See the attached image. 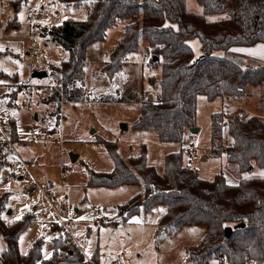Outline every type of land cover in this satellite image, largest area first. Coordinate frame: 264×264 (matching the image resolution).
Segmentation results:
<instances>
[{
  "label": "trees",
  "instance_id": "obj_1",
  "mask_svg": "<svg viewBox=\"0 0 264 264\" xmlns=\"http://www.w3.org/2000/svg\"><path fill=\"white\" fill-rule=\"evenodd\" d=\"M61 1L88 10L84 20L68 19L50 30L41 29L44 37L69 53L61 65L54 67L58 71L53 70L60 77L62 93L71 101L84 100L81 93L89 45L104 40L108 28L126 20L124 36L111 52V70L117 71L128 62L126 58L139 48L141 40L147 42L151 49L149 63L153 68L161 67V77L150 78L157 93L141 103L135 127L157 131L162 142L182 143L196 126L199 94L244 102L252 94L249 86L257 87V112L212 114L211 152L227 159L226 171L214 179H203L195 168L186 165L183 149L168 153L164 171L158 173L147 163L145 154L126 160L116 144L99 139L107 144L114 169L108 173L90 170L89 186L142 184L143 204L141 199L130 209L128 203L123 205L128 216L141 208L148 211L161 205L166 210L160 224L169 232L184 226H204L206 236L189 255L192 264H206L216 256H223L226 264H264V64L230 52L218 54L233 45L264 39V0H199L202 13L189 11L186 0ZM214 13H225L227 18L209 20L207 16ZM193 38L200 40L199 55L189 43ZM77 81L80 87H76ZM127 92L130 96L120 102H139L138 93ZM60 102L59 91L42 100L54 109L50 114L60 110ZM226 172L237 182H230ZM2 212L0 202V233L7 244L1 256L7 264L83 263V253L77 247L71 249L62 232L54 239L50 258L42 256L43 241L22 254L19 236L32 218L6 224L1 221ZM226 227L233 229L230 236H226Z\"/></svg>",
  "mask_w": 264,
  "mask_h": 264
},
{
  "label": "rangeland",
  "instance_id": "obj_2",
  "mask_svg": "<svg viewBox=\"0 0 264 264\" xmlns=\"http://www.w3.org/2000/svg\"><path fill=\"white\" fill-rule=\"evenodd\" d=\"M186 7L191 12L202 13L199 0H186ZM29 11L32 23L26 22L24 16ZM87 15L86 8L74 7L61 0H0V71L5 74L0 77V82L30 83L27 86L20 85L11 92L0 87V90L3 89L0 91V115L14 125L11 137L16 124L19 133V139L13 136L12 143L6 142L0 154L1 221L12 224L27 216L32 218L19 236L18 249L22 254H27L37 241H43V258L52 256L54 239L61 236L62 232L56 220L60 215L74 221L72 230L79 243L68 245L71 249L81 247L90 255L96 247L102 250H124V256L130 257L131 262L135 263L191 264V250L206 236L204 226H184L169 232L160 224L166 210L161 205L148 211L141 208L139 212L128 216L123 205L128 203L130 209L141 199L143 204L142 184L89 186L90 170L108 173L113 171L115 164L107 144L98 140L105 139L116 144L118 153L126 160L145 154L147 163L154 166L158 173H163L168 153L183 149L184 163L190 166L189 153L194 152L191 166L201 178L212 180L217 174L226 171L227 163L226 158L215 157L211 152L212 114L226 111L231 115L238 110L250 114L257 112V87L249 86L248 92L252 94H248L244 102L220 96L210 99L206 94H199L195 126L198 131H189L182 143L162 142L157 131L135 127L141 103L157 93V89L150 84V78L159 80L161 77V67L153 68L149 63L151 49L147 42L141 40L139 48L126 58L128 62L123 63L117 71L111 70V52L122 38L127 23L126 20H120L107 29L104 40L92 43L87 49L84 92L81 93L85 96L84 100L68 102L66 96L64 102L61 99L60 136L58 130L50 132L48 129L49 139L35 142L30 129L41 125L40 121L34 119L36 113L40 115L37 100L41 104L45 97L57 91L50 89L48 94L44 93V88L55 76L54 72L58 71L52 65H59L69 57L68 51L44 37L41 29L50 30L68 19L84 20ZM207 18L221 20L227 18V14L214 13ZM189 43L199 55V38H193ZM33 48L38 50L35 56L31 54ZM40 70L47 71L48 75L33 82V73ZM55 77L61 86L60 77ZM80 85L81 82L77 81L76 87ZM127 91L138 93L139 102H120L121 98L130 96ZM43 107L44 120L41 126H47L48 116L51 115L49 112L54 109ZM122 124H126L127 129H122ZM189 140L196 142L193 151L183 146ZM4 154L10 158L9 165H6ZM72 154L78 155L76 161H72ZM204 155L207 157L205 161L201 158ZM31 159L36 160L37 164L29 169L23 168L22 160ZM63 168L69 171L63 172ZM226 174L230 182H237L233 174ZM20 175L23 179H19ZM35 179L57 186V199L48 202L37 195L32 198L31 204H27L28 187ZM133 199L135 201L130 202ZM35 203H39L36 216L31 210ZM53 206L58 214L53 211ZM6 246L5 237L0 233V264H7L1 256ZM220 261L221 256H216L206 264H220Z\"/></svg>",
  "mask_w": 264,
  "mask_h": 264
},
{
  "label": "built area",
  "instance_id": "obj_3",
  "mask_svg": "<svg viewBox=\"0 0 264 264\" xmlns=\"http://www.w3.org/2000/svg\"><path fill=\"white\" fill-rule=\"evenodd\" d=\"M24 16L26 18V22L31 23L32 22V18H31V11L29 12H25ZM37 49L33 48L31 50V54L32 55H37ZM30 83H15V81H11V82H3L0 83V87L5 88L6 91H13V89H15L16 87L22 85V86H27ZM50 89H55L57 91L60 92L61 94V99L63 98V102L65 99V95L62 93V91L60 90V86H59V81L57 79V77H53L52 82L46 87L44 88V93L48 94L50 92ZM69 101V100H66ZM62 112H60V110L54 114H51L48 116V125L47 126H37L34 128L30 129V132L33 135V139L35 140V142H43L48 138L49 133L47 132V130H58V135L60 136L59 130L61 131V123H62ZM46 130H45V129ZM13 130V125L11 122L5 120L1 115H0V135L2 136V138L0 137V154L3 152V145L8 142V143H12L11 139V133ZM195 140H189V142L187 144H183L184 147H187V149H189V151H193L195 148ZM194 155V152H190L189 153V163H192V157ZM34 160H22L23 163V168L25 169H29L31 164H34ZM69 169H65L63 168V172H68ZM10 181H12V178H10ZM57 186L53 185L51 182H41L38 180H34L33 183L28 187V197H27V203L31 204L32 203V198L34 196L37 195H41L46 201L48 202H53L57 199V195H56V189ZM53 211L56 212L58 214L57 209L53 206ZM56 220L59 222V224L61 225L62 228V235L63 238L65 240V243L67 245H77V241L75 240V236H74V232L72 230V224H73V220L68 218V217H62L60 215H58V217H56ZM225 258L223 256H221V262L224 263ZM1 261V259H0ZM82 264H144V263H134V262H128L125 259V256L123 253H118V254H108L105 258L103 259H98V258H94L92 256H88V255H84V259H83V263Z\"/></svg>",
  "mask_w": 264,
  "mask_h": 264
},
{
  "label": "crops",
  "instance_id": "obj_4",
  "mask_svg": "<svg viewBox=\"0 0 264 264\" xmlns=\"http://www.w3.org/2000/svg\"><path fill=\"white\" fill-rule=\"evenodd\" d=\"M85 8V7H84ZM88 11V10H87ZM202 12H203V7H202ZM32 23V22H31ZM125 33V32H124ZM123 36H124V34H123ZM122 36V37H123ZM49 41H51L48 37H46ZM121 39V38H120ZM119 39V40H120ZM118 40V41H119ZM52 42V41H51ZM236 49H240V50H243V51H234V50H236ZM38 51V50H37ZM227 52H230V53H233V54H237V55H240V56H243V57H245V58H247V59H249V60H254L255 62H260V63H263L264 64V39L263 40H258V41H256V42H254V43H252V44H249V45H233V46H231L227 51H218V54H221V55H224V54H226ZM59 65H61V64H59ZM59 65H52V67L53 66H59ZM0 73L1 74H4L3 73V71H0ZM0 74V77H4L5 76V74L4 75H1ZM14 76L17 78V75L16 74H14ZM44 78H46V77H44ZM44 78H34V77H32L31 79L33 80V82L34 81H36V80H42V79H44ZM10 79H12L11 77H10ZM31 80V81H32ZM0 81H2V80H0ZM32 83V82H31ZM3 88V87H2ZM5 89V88H4ZM1 90H3V89H1ZM0 90V91H1ZM35 97V96H34ZM33 98V97H32ZM32 98H31V101H32ZM86 101H88V100H86ZM37 102H38V107H39V109H40V115H39V113H37L38 114V119L36 120L35 119V117H34V119L36 120V121H40L39 123H41V125H42V122H43V120H44V107L43 106H45L43 103H42V101H41V104L39 103V101L37 100ZM68 102H71V100H69ZM30 103V102H29ZM43 105V106H42ZM14 122H15V120H14ZM15 124H16V122H15ZM14 126V125H13ZM14 136H15V138L14 139H19V133H18V128H17V124H16V129H15V132H14ZM202 158V160H206L207 159V157H206V155H204V156H202L201 157ZM4 159H7V164L6 165H9V160H10V158H9V156L8 155H5L4 154ZM31 160H34V159H31ZM27 161V160H26ZM35 162H34V164H31L30 166H34V165H36L37 164V161L36 160H34ZM191 164L192 163H190V166H191ZM30 168V167H29ZM19 179H23V176L22 175H20L19 176ZM41 201H39V203H40ZM39 203H35L34 204V206L32 207V209L31 210H33V213H34V216H36V211L39 209V206L37 205V204H39ZM28 204V203H27ZM41 204V203H40ZM43 208V211H45V208H44V206L42 207ZM76 210H78V208H76ZM12 212V211H11ZM10 212V213H11ZM53 222L55 221V219H53L52 220ZM74 222V221H73ZM95 223V222H94ZM94 225V224H93ZM96 226V225H95ZM97 226H99V224H97ZM202 241V240H201ZM79 243V242H78ZM78 243H77V245H78ZM80 249H81V251L83 252V255H88V256H92V257H94V258H98V259H103V258H105L108 254H118V253H123L124 254V250L122 251V250H120V251H113V250H102V249H100V248H98V247H96L94 250H93V254L92 255H90V254H87V253H85L84 251H83V249L81 248V247H79ZM194 250V249H193ZM192 251V250H191ZM125 259L127 260V261H129V262H131V258L130 257H127V256H125ZM190 260V259H189ZM137 262V261H136ZM135 263V262H134ZM138 263H144V264H146L145 262H143V261H139ZM192 264V263H191ZM220 264H221V261H220Z\"/></svg>",
  "mask_w": 264,
  "mask_h": 264
},
{
  "label": "water",
  "instance_id": "obj_5",
  "mask_svg": "<svg viewBox=\"0 0 264 264\" xmlns=\"http://www.w3.org/2000/svg\"><path fill=\"white\" fill-rule=\"evenodd\" d=\"M203 57H204V56L201 55L200 58H203ZM198 62H199V60L196 62V64H197ZM47 75H48V72H47V71H45V70H40V71H35V72L33 73L32 77H34V78H44V77H46ZM35 119H36V120L38 119V114H37V113L35 114ZM121 127H122V129H127V125H126V124H122ZM190 131H191V133H195V132L198 131V128H197V127H193V128L190 129ZM71 158H72V161H76V160L78 159V155H74V154H72V155H71ZM241 225L243 226L244 224H241ZM232 230H233L232 227H226V229H225L226 236H230Z\"/></svg>",
  "mask_w": 264,
  "mask_h": 264
},
{
  "label": "snow or ice",
  "instance_id": "obj_6",
  "mask_svg": "<svg viewBox=\"0 0 264 264\" xmlns=\"http://www.w3.org/2000/svg\"><path fill=\"white\" fill-rule=\"evenodd\" d=\"M167 26V25H166ZM234 51H243V50H240V49H236ZM0 83H3V82H0ZM261 176H264V173H261ZM163 211V210H161ZM17 219H20V217H17ZM80 219H85L84 217H81ZM47 258V257H46Z\"/></svg>",
  "mask_w": 264,
  "mask_h": 264
}]
</instances>
